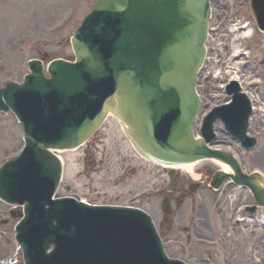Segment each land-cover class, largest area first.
I'll use <instances>...</instances> for the list:
<instances>
[{
	"label": "rangeland",
	"instance_id": "obj_1",
	"mask_svg": "<svg viewBox=\"0 0 264 264\" xmlns=\"http://www.w3.org/2000/svg\"><path fill=\"white\" fill-rule=\"evenodd\" d=\"M93 2L94 0H0V63L3 64L0 66V85L7 79H19V69L23 67V62L29 56H35L38 49H46L53 56L71 57L69 46L56 45L57 40L72 33ZM69 13L73 14L72 17L68 16ZM238 14L250 17L247 9H240ZM13 43L24 45L22 53L14 54L11 46ZM249 45L252 48L262 47L264 39L254 37ZM7 126V123H2L0 127V157L17 147L18 132L16 135L14 131L11 132L13 138L4 137ZM70 168L72 172L73 165Z\"/></svg>",
	"mask_w": 264,
	"mask_h": 264
},
{
	"label": "water",
	"instance_id": "obj_2",
	"mask_svg": "<svg viewBox=\"0 0 264 264\" xmlns=\"http://www.w3.org/2000/svg\"><path fill=\"white\" fill-rule=\"evenodd\" d=\"M181 46L182 45L180 43L176 47L181 48ZM81 48H83V47H81ZM173 65H175V63ZM125 75H126L125 77L128 79V81L130 83L128 81H125L124 78L118 79V86H120L121 89L124 90L125 98L127 97V99H128V106L122 112L125 115L126 119L130 123L134 124L135 128H140V127H142L146 118L151 117V112L147 109L144 102L142 101L140 92L136 89L133 90L131 87V83L134 82L133 73L127 72ZM126 86H129V89L127 91L124 89ZM169 86H175L176 87L177 86L176 79L167 78L164 76L160 79V82L157 83L156 86L155 85L153 86V87H155L154 90L151 92H148V95H149V97H151V96H156L160 93H167ZM180 89L182 92L183 91L182 87H180ZM182 94H183V92H182ZM186 102H188V101H186ZM184 108H185V106H183L182 109H184ZM190 112H191V110H190ZM190 112H188V114H190ZM143 114H146V116L144 118H141V116ZM188 123H189V121L186 123V125L184 127H181V128H180L181 124L176 123V126L180 129L173 135L172 138H170L167 141L166 146H160L159 144L156 143V140L152 134V125L145 127V129L142 131V133L140 135V139H139L141 146L143 148V151L147 155H150L153 157H158V158L164 159V160L189 159L190 158V156H189L190 152H188V150L184 149V147L187 144H189V138L187 135ZM87 131H88V129H87ZM87 131H86V128H84L82 131H80V136L84 135ZM32 145H35V143H33ZM175 151H177V153H175L176 156L173 157L171 154H173ZM198 155H200V154L198 152V147H197V151L194 152L192 157H197ZM41 156L43 159L49 158L47 156V154H45V153H42Z\"/></svg>",
	"mask_w": 264,
	"mask_h": 264
},
{
	"label": "bare ground",
	"instance_id": "obj_3",
	"mask_svg": "<svg viewBox=\"0 0 264 264\" xmlns=\"http://www.w3.org/2000/svg\"><path fill=\"white\" fill-rule=\"evenodd\" d=\"M196 165H197V163L191 164V165L185 166V167H186L187 170L189 169V171H191V170H193L194 166H196Z\"/></svg>",
	"mask_w": 264,
	"mask_h": 264
}]
</instances>
